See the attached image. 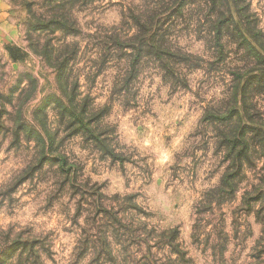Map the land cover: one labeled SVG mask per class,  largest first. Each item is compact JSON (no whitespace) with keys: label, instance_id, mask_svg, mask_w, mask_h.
Here are the masks:
<instances>
[{"label":"rangeland","instance_id":"obj_1","mask_svg":"<svg viewBox=\"0 0 264 264\" xmlns=\"http://www.w3.org/2000/svg\"><path fill=\"white\" fill-rule=\"evenodd\" d=\"M0 264H264V0H4Z\"/></svg>","mask_w":264,"mask_h":264},{"label":"crops","instance_id":"obj_2","mask_svg":"<svg viewBox=\"0 0 264 264\" xmlns=\"http://www.w3.org/2000/svg\"><path fill=\"white\" fill-rule=\"evenodd\" d=\"M3 1H4V0H0V5H1V4H4V2H3ZM0 11H1V10H0Z\"/></svg>","mask_w":264,"mask_h":264}]
</instances>
